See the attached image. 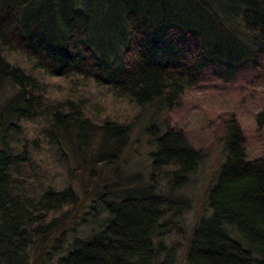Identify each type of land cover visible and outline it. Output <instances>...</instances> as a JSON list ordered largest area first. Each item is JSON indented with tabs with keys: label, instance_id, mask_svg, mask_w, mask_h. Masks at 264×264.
Returning a JSON list of instances; mask_svg holds the SVG:
<instances>
[{
	"label": "trees",
	"instance_id": "1",
	"mask_svg": "<svg viewBox=\"0 0 264 264\" xmlns=\"http://www.w3.org/2000/svg\"><path fill=\"white\" fill-rule=\"evenodd\" d=\"M263 58L264 0H0V264H38L49 246L55 264H172L162 240L184 235L177 191L203 153L163 115L209 70ZM141 121L149 164L129 180L120 160ZM226 126L184 264H264V155ZM72 225L84 234L64 245Z\"/></svg>",
	"mask_w": 264,
	"mask_h": 264
},
{
	"label": "rangeland",
	"instance_id": "2",
	"mask_svg": "<svg viewBox=\"0 0 264 264\" xmlns=\"http://www.w3.org/2000/svg\"><path fill=\"white\" fill-rule=\"evenodd\" d=\"M113 106L116 114L118 111H123L122 113H125L121 116L129 115L127 103L115 102ZM263 108L264 58L259 61L258 66L248 65L230 78L209 70L196 86L183 92L177 105L171 111L163 115L169 125L182 130L188 142L203 153L201 162L195 172L190 175L187 184L177 191V194L189 201L179 216L173 218L174 229L183 230L184 235L179 236L176 232H171L162 240L166 248L173 245L177 247L172 264H184L188 235L199 218L210 213L207 209L206 198L209 188L217 179L224 158L223 138L227 131L228 120L233 118L241 126L246 137L245 145L249 158L264 155V129H259L256 121L258 113ZM108 109L111 110L109 107ZM134 111L135 109L131 108V112ZM107 113L110 112L107 111ZM144 123L146 122L141 121L132 130L129 146L120 160L121 168L125 166L129 170L128 172L124 169L125 178H131L129 180H134L137 172L143 174L149 164L151 147L143 131ZM69 157L71 163L77 166L75 158L72 155ZM78 179L76 190L80 195L82 206L87 207L93 193L84 190ZM81 226L72 225L65 230L62 244L65 245L70 240L79 237V233L84 234L85 228ZM52 249L53 247L49 246V253H37L40 261L38 264H45L44 260L48 259V256L52 260L51 264H55L53 260L59 250L53 251Z\"/></svg>",
	"mask_w": 264,
	"mask_h": 264
}]
</instances>
